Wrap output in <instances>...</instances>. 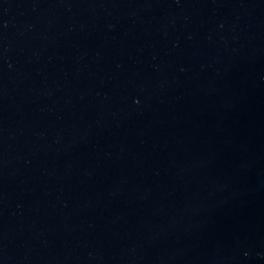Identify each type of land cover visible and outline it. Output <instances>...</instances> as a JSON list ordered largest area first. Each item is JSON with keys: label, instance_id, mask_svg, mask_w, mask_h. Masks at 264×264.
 <instances>
[{"label": "water", "instance_id": "95a60500", "mask_svg": "<svg viewBox=\"0 0 264 264\" xmlns=\"http://www.w3.org/2000/svg\"><path fill=\"white\" fill-rule=\"evenodd\" d=\"M0 264H264V0H0Z\"/></svg>", "mask_w": 264, "mask_h": 264}]
</instances>
